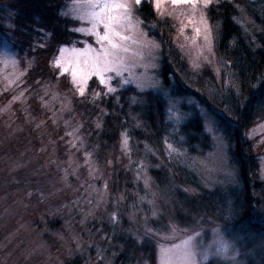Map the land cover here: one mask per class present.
Here are the masks:
<instances>
[{
    "label": "rangeland",
    "instance_id": "obj_1",
    "mask_svg": "<svg viewBox=\"0 0 264 264\" xmlns=\"http://www.w3.org/2000/svg\"><path fill=\"white\" fill-rule=\"evenodd\" d=\"M244 1L248 7L241 0H213L205 10L211 30L207 40L204 25L197 22L198 16L189 23L190 10L170 9V15L160 16L148 3L158 19L172 24L167 26L169 42L165 45L170 44L168 47L150 34L156 29L155 23L150 22L147 28L139 13L140 5L136 15L143 23L135 32L139 43L129 44L130 51L125 54L127 70L121 76L108 74L116 91L107 93L98 79L92 77L84 96L79 95L70 75L61 74L53 61L61 47L98 48L95 38L76 32L81 36L79 39L58 46L50 63L57 71L59 84L44 82L31 93L27 73L37 60L26 48L23 52L16 48V36L8 29L9 24H16V10L0 4V54L7 52L19 62L16 67L0 62V264H65V259L75 264L76 260L84 264H115L122 255L127 257L125 264H153L151 258L155 259L154 264H159L160 247L179 243L193 229L200 231L198 239L204 248L217 247L216 233L219 232L235 249L228 253V257L235 259L217 255L205 262L201 256V264H264V229L241 221L242 213H237L236 208L217 210L201 198V194L203 197L212 193L227 194L231 188L240 187L239 170L233 162L229 141L231 128L196 96H173V80L167 87L162 75L163 59H170L168 53L175 51L193 76L211 71L216 76L224 74V84L231 82L230 70L217 52L219 26L211 21L210 12L221 4H231L237 11L236 23L243 35L254 40L262 26L251 15L249 4L258 0ZM182 11L185 15H181ZM195 27L201 29L199 33ZM9 37H14L15 42L9 43ZM42 45L45 48L49 44L44 41ZM64 76L66 84L60 80ZM149 93L157 94L162 100V122L154 130L152 123L149 122V128L140 115L149 110L145 109L148 97L152 96ZM77 97L87 99L88 105H101L97 111L86 110L94 130L100 131L104 129L102 104L108 100L119 103L129 99L126 112L140 137L133 138L127 130L120 132L118 151L107 155L106 164L101 162L89 143L86 135L89 131L83 126L85 121L74 105ZM262 100L264 93L254 103L253 112L258 118L249 127L247 137L257 149L259 175L264 181ZM150 110L152 115L156 113L155 109ZM194 116L201 123V127H196L200 130L199 138L208 145V148L194 149L202 154L189 151L184 145L186 138L179 136ZM23 126L45 137L41 139L45 143L41 149L44 155L27 153L25 149L6 151L8 142L18 138ZM161 126L164 132L159 144L155 133ZM124 136L129 138L127 149L122 143ZM133 139L138 145L137 157ZM119 169L131 174L132 192L126 185L115 191L110 189L112 172ZM153 171L161 176L157 177ZM33 196L39 197L38 201L43 204L35 216L37 224L26 211L37 210V203L31 200ZM253 217L255 223L264 224V217ZM173 229H176L174 240L170 238ZM47 235L59 246L54 252L48 248Z\"/></svg>",
    "mask_w": 264,
    "mask_h": 264
},
{
    "label": "trees",
    "instance_id": "obj_2",
    "mask_svg": "<svg viewBox=\"0 0 264 264\" xmlns=\"http://www.w3.org/2000/svg\"><path fill=\"white\" fill-rule=\"evenodd\" d=\"M71 1L0 0V4L9 5L11 9L16 10V28L14 34L17 46L20 47L16 46V48L22 52L23 48H26L37 60L27 73V82L32 86L30 87V92L31 90L37 91L38 88L42 87V83L44 82H49L53 85L59 84L57 71L50 63L51 55L56 52L58 46L69 45L81 37L71 30L77 27V22L66 19L61 15V12L67 8ZM241 1L243 5L248 7L247 2ZM258 2L260 5H257ZM256 3H250V9L248 8L253 18L262 26L261 31L256 34L254 40H250L243 35L240 26L236 23L237 11L231 4H221L220 7L213 8L210 12L211 21L219 26L217 52L228 67V70H230L231 82L224 84V74L216 76L211 71L193 76V72L187 70L184 61L178 58V54L175 51H173L175 54L168 53L170 59L173 57L172 60L163 59L162 75L167 87H170L173 80L174 84L171 91L173 96H196L211 113L217 116V118L219 117L218 119L223 124L231 128L229 141L232 145L233 162L239 170L240 187L236 189L231 188L227 194L212 193L210 195L206 194L205 197L201 194V198L204 199L202 200L205 201L207 199L209 206L217 210L231 207L236 208L237 213H242L240 216L241 221L246 220L247 223L251 222V227L258 226L264 229V224L258 221V224L255 223L256 220L253 217H264V181H262L259 175L257 149L255 150L253 142L247 137L249 127L258 118L253 112L254 103L264 93V87H253L254 83L260 84L264 81V0H258ZM256 7L259 8L256 9ZM139 13L147 28H150L148 27L150 22L155 23L156 29L152 30L150 34L153 37L159 38L163 45L168 44L169 32L167 26L170 25L172 27V24L158 19L152 11L150 4L146 1L141 4ZM44 41L49 44L48 47L44 48L41 46ZM60 80L65 81L66 84L65 76ZM63 82L60 81V85H63ZM149 94L152 96L148 97V102L145 106V109L149 110H144L140 115H142L144 122L149 128V122L152 123L153 128L151 129L154 130L158 127L157 123L162 122V108L160 106L162 100L157 94ZM88 104L87 99H80L78 97L74 102V105L79 110L77 112L82 115L85 121L83 125L84 130L90 132H86V135L89 136V143L98 152L101 162L104 161L103 163L106 164L107 155L110 153H114L115 155L118 151V135L120 132L127 130L132 134L133 138L137 139L140 137V133L137 129L132 128L131 117L126 112L130 106L129 99H123L119 103L108 100V102L102 104L105 115L103 118L104 129L101 131L94 130L92 122L87 117L89 114H86L88 112L86 110L97 111L101 105ZM36 108V112L39 113L40 108L38 106ZM150 109H155L156 113L152 115ZM146 115L149 118H146ZM23 127L18 138L8 142L9 146H6V151L13 152L25 149L27 153L33 152V154L38 156L44 155V153H41V149L45 144L43 141L45 137L37 136L36 131L28 126ZM196 127H201L198 116L192 117L183 126L179 136L186 138L184 145L189 151L202 154L203 152L194 149L198 146H201V148L207 146L208 148V145H205L202 139L199 138L200 130ZM57 132L59 133V130ZM163 132L161 126L155 133V141L159 144L161 143L160 136ZM29 147L31 150H29ZM133 148L134 155L137 157V154H139L138 145L134 139ZM6 151L4 150V152ZM153 172L157 177L161 176L158 171ZM180 176L182 179H185L181 174ZM132 182L131 174L125 172L123 169H119V171L112 172V185L110 184V189L115 191L126 185L127 189L130 190L133 188ZM130 191L132 192V190ZM31 200L32 203H37V210L26 211L34 224H37L35 216L41 211L43 204L38 201L39 197L37 196H33ZM252 219L255 221L253 222ZM236 224L234 223V225ZM48 237H46V243L49 246V250L54 252L59 246L54 239ZM125 258H127L126 255L120 256L117 259L118 263L116 262L115 264H125ZM154 260L151 258L153 264L155 263ZM75 262L77 264H84L82 260H76ZM65 264L75 263L71 259H65Z\"/></svg>",
    "mask_w": 264,
    "mask_h": 264
},
{
    "label": "snow or ice",
    "instance_id": "obj_3",
    "mask_svg": "<svg viewBox=\"0 0 264 264\" xmlns=\"http://www.w3.org/2000/svg\"><path fill=\"white\" fill-rule=\"evenodd\" d=\"M147 2L160 16L170 15V9L172 11L179 8L190 10L189 23H192L198 16L197 22L204 25L205 39L209 38L211 30L207 25L205 10L213 4V0H147ZM141 3L142 0H72L68 8L61 12L64 18L80 24L79 27L71 29L72 31L85 36H93L95 43L99 46L94 48L88 45L84 49L61 47L58 50L59 55L54 58L55 68L61 74L70 75L80 96L85 95L87 82L92 77L98 79L99 83L107 90V93L116 91L111 84L112 77L108 74L115 73L117 76H121L127 70L125 54L130 51L129 44L139 43L135 39V32L143 21L136 15V11ZM181 15H185V12L182 11ZM8 29L10 32H14L15 26L9 24ZM194 30L199 33L201 29L195 27ZM8 42L14 43V37H9ZM0 57H2L0 62L5 65L11 63L13 67L18 66V60L15 57L8 56L7 52L0 54ZM253 87H264V81L260 84L254 83ZM261 107L264 108V100L261 101ZM99 126L97 124V127ZM70 135L72 134L70 133ZM122 143L124 149H127L129 138L124 136ZM73 146L75 147V144ZM171 147L169 145L170 149ZM115 219L116 217L113 216V220ZM175 231L176 229L172 230L170 237L173 240L176 238ZM153 235H156V233H153ZM200 235L199 230L193 229L179 243H173L171 246H161L159 249V264H201L199 259L201 256L205 262L210 257L217 255L235 259L234 256L228 257L230 249L233 251L235 249L224 240L219 232L216 233L217 247L215 249L201 246L198 239Z\"/></svg>",
    "mask_w": 264,
    "mask_h": 264
}]
</instances>
